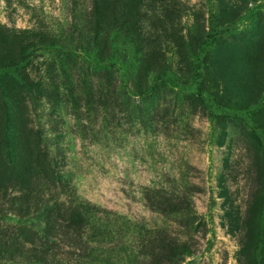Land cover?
Segmentation results:
<instances>
[{"label": "rangeland", "instance_id": "rangeland-1", "mask_svg": "<svg viewBox=\"0 0 264 264\" xmlns=\"http://www.w3.org/2000/svg\"><path fill=\"white\" fill-rule=\"evenodd\" d=\"M75 1L0 0V247L37 237L58 202L51 222L69 207L97 222L85 233L109 264H264V0H143V42L164 64L187 71L185 45L213 39L199 76L211 99L134 95L115 70L107 81L37 43L67 36L89 3Z\"/></svg>", "mask_w": 264, "mask_h": 264}, {"label": "trees", "instance_id": "trees-1", "mask_svg": "<svg viewBox=\"0 0 264 264\" xmlns=\"http://www.w3.org/2000/svg\"><path fill=\"white\" fill-rule=\"evenodd\" d=\"M71 2L73 6L77 4L75 0ZM143 6V0H89L82 10L76 11L74 7L75 14H72L73 20L67 36L55 38L47 34L35 37L43 47L81 57L90 70H104L107 81L112 80L115 70L120 77L123 76L130 82L135 89L134 95L148 96L157 88L173 86L180 90L190 87L191 94L195 97H200L205 92L211 99V90L203 85L199 76L208 65L207 55L213 47V39L205 38L198 42L196 52L186 44L187 71L181 60L172 68L171 63L162 62L159 47L154 48L153 42H143V30L138 22L143 17L142 13L138 17ZM3 28L4 25L0 24V39L4 40L5 34L8 35L9 32L4 34L1 31L5 30ZM20 32L23 33L24 30ZM182 203L179 210L186 209V205ZM43 208L40 214L43 215L41 221L44 227L36 233L37 237L29 238L21 233L9 232L5 237L4 248L0 247V264H92L100 260V257L93 256V250L97 248L90 245V242L96 243L97 240L92 238L94 235L87 236L85 233L87 227L94 228L97 222L88 220L85 215L69 207L62 210H70L66 219L60 220L57 217L60 222L52 223L48 210L61 215L62 204L52 202ZM17 215L19 219L22 217L20 213ZM56 224L60 233L52 230V226ZM76 227L81 230L76 232ZM183 245L173 243L171 251L190 254ZM131 247L134 246L130 245V250ZM172 255L166 256L172 259ZM100 261L109 264L107 258Z\"/></svg>", "mask_w": 264, "mask_h": 264}]
</instances>
